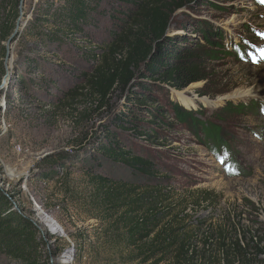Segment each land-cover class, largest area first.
<instances>
[{
	"label": "rangeland",
	"instance_id": "rangeland-1",
	"mask_svg": "<svg viewBox=\"0 0 264 264\" xmlns=\"http://www.w3.org/2000/svg\"><path fill=\"white\" fill-rule=\"evenodd\" d=\"M6 1L0 0V26L12 15ZM42 2L52 0H24L21 7L19 0L12 34L17 24L18 31L7 48L8 40L0 42V190L39 229L38 236L51 252L49 264L154 262L132 260L134 249L112 240L113 231L105 229L103 221L109 220L111 210L100 211L92 200L96 191L89 175L134 183L139 193L149 183L96 153L94 137H102L106 125L158 165L164 178L162 194L175 203L181 233L190 236L189 264H245L243 255L250 264H264V242L257 249L242 248V234L248 238L257 231L256 241L264 240V0H199L192 8L177 10L169 29L170 34L188 35L191 45L201 41L197 21L218 34L217 46L206 44L213 55L205 65L209 80L179 91L169 89V96L193 119L219 128L231 152L230 159L225 155L222 161L203 145V132L191 119L176 122L165 117L170 123L165 127L163 121L141 115L149 137L111 125L125 104L133 113L140 111L133 101L127 102L126 91H114L102 108L91 97L64 96L102 61L115 20L109 16L110 2H103L87 29L88 45L63 41L66 46L58 53H49L40 39L54 27L50 15L37 22ZM184 13L195 22L176 30L174 23L185 20ZM36 60L43 62L46 75L53 76L52 88L39 87L26 77L25 65ZM204 91L209 93L201 95ZM153 94L164 100L155 87ZM51 174L52 180H44ZM193 221L201 224L199 231L191 227ZM236 239H242L241 247L233 245ZM76 248L81 250L78 256ZM174 261L159 264H177ZM0 264L13 263L0 254Z\"/></svg>",
	"mask_w": 264,
	"mask_h": 264
},
{
	"label": "trees",
	"instance_id": "trees-1",
	"mask_svg": "<svg viewBox=\"0 0 264 264\" xmlns=\"http://www.w3.org/2000/svg\"><path fill=\"white\" fill-rule=\"evenodd\" d=\"M18 1L5 2L12 15L0 26V42L7 41L15 28ZM57 1L60 2L58 6L52 0L50 3L42 2L38 8V15L42 17H37L38 23L43 17L50 15L52 18L54 28L40 39L42 47L49 53H58L56 50L68 45V41L76 40L88 45L90 40L87 29L93 26L92 15L103 2H110L109 16L115 20L114 36L101 58L102 61L89 74L84 75L81 84L67 90L64 96L72 99L77 96L91 97L102 108L108 104L107 99L114 91H126L127 102L133 101L141 114L138 111L133 113L127 104L123 109H118L112 117L111 125L116 124L120 131L131 129L136 134L149 137L147 126L140 120L141 115L150 116L152 122L159 119L165 123V127L170 125L164 120L165 117L173 118L176 122L191 119L198 124L200 132H203V145L212 151L216 159L222 161L225 155L230 159L229 144L220 138L219 128L215 124L193 119L189 111L169 96V89L179 91L192 83L209 80V71L205 65L213 55L206 44L217 46L214 38H218V34L208 31L198 21L201 41H196L193 45L188 41V35L169 33L175 12L181 8H192L199 0ZM103 12L108 14L106 10ZM182 16L185 20L174 23L176 30H185L186 22H195L186 13ZM63 41H67L66 45L62 44ZM53 45L56 46L52 48ZM236 51L241 57L245 54L239 47H236ZM42 66L43 62L40 60L26 64V77L32 79L33 83L36 82V85L39 84V87L50 89L55 86L51 79L53 76L46 75ZM154 87L162 93L164 100L153 94ZM206 93L209 92L204 91L201 95ZM67 105L71 106V103ZM229 107L231 106L228 105ZM102 133V137L95 136L93 140L96 153L104 161L122 166L137 179L149 181L142 187L144 191L139 193L137 189L140 187L134 183L115 181L97 174L88 176L96 191L92 198L95 205L100 207V211L111 210L109 220L103 222L107 227L105 229L113 231L112 240L120 241L126 248H133L134 261L140 259L142 263H146L154 260L152 264H159L173 258L177 264H189L193 258L192 250L188 247L190 236L181 233L183 229L177 220L178 210L173 208L175 203L162 194L161 181L164 178L160 176L158 165L153 159L137 152L129 142L125 143L108 125ZM230 169L237 171L235 166H230ZM52 175L46 176L44 180H52ZM66 175L65 173L63 178ZM192 225L195 231H199L201 224L198 226L193 221ZM233 228L236 230L235 226ZM117 232L120 233L118 236L115 234ZM256 233L258 232L255 231L248 238L242 234L246 242L243 249L251 246L257 249L262 245L264 240L259 238L256 241ZM221 234L224 235L223 232ZM38 235L39 229L32 220L22 210H17L13 200L0 190V254L13 264H49L51 252ZM224 241L223 239L221 244ZM204 243L207 241L204 240ZM239 243H242V239H236L233 245L241 247ZM76 250L78 256L81 250ZM243 258L245 264H250L246 255Z\"/></svg>",
	"mask_w": 264,
	"mask_h": 264
},
{
	"label": "water",
	"instance_id": "water-1",
	"mask_svg": "<svg viewBox=\"0 0 264 264\" xmlns=\"http://www.w3.org/2000/svg\"><path fill=\"white\" fill-rule=\"evenodd\" d=\"M23 2H24V0H20V3H19V6H20V7H21V5L23 4ZM17 31H18V24L16 25V29H15L14 33H13V34L11 35V37L8 39V41H7V45H6V48L9 46V44H10L12 38L14 37L15 33H17ZM6 58H8V51H7V53H6ZM5 78H6V76H5ZM5 78H4V80H5Z\"/></svg>",
	"mask_w": 264,
	"mask_h": 264
},
{
	"label": "snow or ice",
	"instance_id": "snow-or-ice-1",
	"mask_svg": "<svg viewBox=\"0 0 264 264\" xmlns=\"http://www.w3.org/2000/svg\"><path fill=\"white\" fill-rule=\"evenodd\" d=\"M262 51H264V50H262ZM261 58L264 59V56H262Z\"/></svg>",
	"mask_w": 264,
	"mask_h": 264
}]
</instances>
